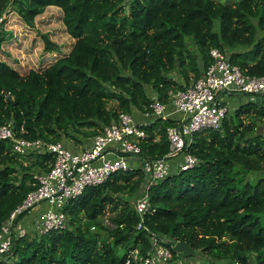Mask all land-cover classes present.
<instances>
[{
    "label": "trees",
    "instance_id": "obj_1",
    "mask_svg": "<svg viewBox=\"0 0 264 264\" xmlns=\"http://www.w3.org/2000/svg\"><path fill=\"white\" fill-rule=\"evenodd\" d=\"M125 1L0 0V51L11 37L3 28L10 10L32 27L46 8L56 7L74 40L67 55L41 71L21 75L0 60V126L12 122L15 136L28 141L83 144L121 113L145 114L154 99L167 105L168 92L184 91L203 75L211 49L228 54L246 75L264 76V0ZM48 44L47 52L57 51ZM177 119L151 118L143 126V158L167 155L165 132ZM260 125L264 101L248 102L220 130L194 135L186 152L197 164L149 188L142 230L133 201L144 174L117 172L67 204L65 229L12 235V249L0 264H126L134 252L146 256L152 237L163 246L182 242L193 257L210 263L264 264ZM53 161L48 153L19 156L9 140H0V231L37 188L33 174L48 172ZM107 210L115 213L112 228L101 220ZM26 216H17L14 226ZM181 259L172 250V264Z\"/></svg>",
    "mask_w": 264,
    "mask_h": 264
},
{
    "label": "built area",
    "instance_id": "obj_2",
    "mask_svg": "<svg viewBox=\"0 0 264 264\" xmlns=\"http://www.w3.org/2000/svg\"><path fill=\"white\" fill-rule=\"evenodd\" d=\"M209 54L211 62L199 79L184 91L168 92L169 106L156 99L148 106L149 112L145 113L148 119H166L170 115H178L176 125L168 127L165 132L169 151L164 158L150 160L141 156L140 143L145 138L143 126H147L150 121L136 123L131 115L125 113L119 114L115 122L104 127L88 142L85 141L79 149L67 145L63 140L45 144L42 140L17 138L12 122L1 125L0 140H9L14 153L19 156L48 153L54 161L48 172L33 174L37 188L26 195L2 227L0 260L10 253L15 237L24 233L20 226H14L17 216L36 211L35 227L41 234L63 230L67 222L64 213L67 204L85 189L104 184L117 172L140 169L144 174L142 185L133 201L140 218L137 230H142L143 216L149 206V188L169 176L172 165L178 172L191 169L197 164V159L186 152L187 147L194 135L205 130H220L228 112L225 99L235 94L264 97V76L246 75L238 66L230 63L228 54L218 49H211ZM167 108H171V113ZM18 227L22 234L17 235ZM151 242L152 248L146 256L139 258L137 252H134L126 264H169L174 243L163 246L153 237ZM177 263L190 264L182 259Z\"/></svg>",
    "mask_w": 264,
    "mask_h": 264
},
{
    "label": "rangeland",
    "instance_id": "obj_3",
    "mask_svg": "<svg viewBox=\"0 0 264 264\" xmlns=\"http://www.w3.org/2000/svg\"><path fill=\"white\" fill-rule=\"evenodd\" d=\"M221 3H233L238 0H219ZM128 4V0L125 1ZM128 8V5H127ZM61 11L56 7H49L44 12L34 19V24L29 27L23 23L19 16L10 10L4 17V31L11 34V37L2 45L0 51V60L6 62L15 68L19 74L24 75L29 70L41 71L48 67L53 61L59 57L67 55L74 43L65 32L63 23L61 21ZM52 44L57 47V51L47 52V45ZM151 96V95H150ZM264 97L257 98L255 96H245L235 94L225 99L226 108H228L227 118L233 117V112L241 104L248 102L260 103L263 102ZM115 104H109V107H114ZM167 106H169L167 104ZM135 114L134 116L137 117ZM246 122V120H245ZM248 123V122H246ZM262 127V134H264V127ZM79 136L78 138H81ZM67 145L81 148V141L76 144L69 138L63 140ZM89 141V140H88ZM86 141V142H88ZM80 144V145H79ZM113 212L107 210L101 218L105 227L112 228L111 219L114 217ZM37 218V217H36ZM36 219H25L19 221L20 226L30 238L38 237L40 231L35 227ZM20 227L17 228V235L22 234ZM249 261H253V255L248 256ZM187 263H208L206 258L199 256L187 258ZM169 264H172L170 262ZM222 264V263H212Z\"/></svg>",
    "mask_w": 264,
    "mask_h": 264
},
{
    "label": "water",
    "instance_id": "obj_4",
    "mask_svg": "<svg viewBox=\"0 0 264 264\" xmlns=\"http://www.w3.org/2000/svg\"><path fill=\"white\" fill-rule=\"evenodd\" d=\"M257 135H262V127L259 126L256 132ZM173 251L180 255L182 259H187L193 257L195 252L190 250V248L182 242H173Z\"/></svg>",
    "mask_w": 264,
    "mask_h": 264
},
{
    "label": "crops",
    "instance_id": "obj_5",
    "mask_svg": "<svg viewBox=\"0 0 264 264\" xmlns=\"http://www.w3.org/2000/svg\"><path fill=\"white\" fill-rule=\"evenodd\" d=\"M168 112L169 113H171V109L170 110H168ZM135 115V114H134ZM170 116H173V118L175 119V118H178V115H176V114H173V115H170ZM169 116V117H170ZM151 119H148V117H145V114H141V115H137V117L135 116V118H134V121L136 122V123H140V122H147V121H150ZM176 172V168H175V166L174 165H172L171 166V173L170 174H172V173H175ZM36 217H37V212L36 211H32L30 214H28L27 216H26V218L25 219H36Z\"/></svg>",
    "mask_w": 264,
    "mask_h": 264
},
{
    "label": "clouds",
    "instance_id": "obj_6",
    "mask_svg": "<svg viewBox=\"0 0 264 264\" xmlns=\"http://www.w3.org/2000/svg\"><path fill=\"white\" fill-rule=\"evenodd\" d=\"M173 174V173H172ZM173 242H175V241H173ZM184 260H186V259H184Z\"/></svg>",
    "mask_w": 264,
    "mask_h": 264
}]
</instances>
